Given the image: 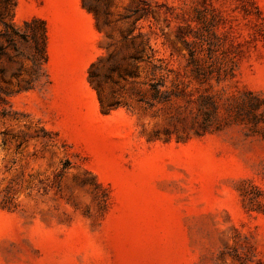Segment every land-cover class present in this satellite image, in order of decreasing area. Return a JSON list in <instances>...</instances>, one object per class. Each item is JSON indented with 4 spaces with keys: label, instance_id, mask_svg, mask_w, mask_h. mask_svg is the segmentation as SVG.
<instances>
[{
    "label": "rangeland",
    "instance_id": "obj_1",
    "mask_svg": "<svg viewBox=\"0 0 264 264\" xmlns=\"http://www.w3.org/2000/svg\"><path fill=\"white\" fill-rule=\"evenodd\" d=\"M81 1L85 76L61 66L54 14L14 9L49 17V79L26 90L30 63L0 59V264H264V0ZM140 32L182 97L151 101L166 72L136 58ZM182 34L220 80L193 77Z\"/></svg>",
    "mask_w": 264,
    "mask_h": 264
},
{
    "label": "trees",
    "instance_id": "obj_2",
    "mask_svg": "<svg viewBox=\"0 0 264 264\" xmlns=\"http://www.w3.org/2000/svg\"><path fill=\"white\" fill-rule=\"evenodd\" d=\"M12 3L13 9L8 16L1 17L2 28H0V59L8 58L12 61L15 59H22L30 63L29 78L24 82L26 90H32L35 88L41 78L49 79L47 73V64L49 60L48 55V26L47 22L40 17H33L23 21V25L19 26L14 21V9L17 6V0H2L4 5ZM138 19H141V9H138ZM137 23V22H136ZM259 27V25H258ZM261 33V28H260ZM188 36L182 34L178 37V40L186 47L189 53V59L187 60V67L190 69L193 77L200 82L209 80L217 75V79H221V73L226 74V62L223 60H217L213 57V48L210 45L207 50L204 42L190 43ZM208 52L206 55L205 52ZM235 52H232V54ZM231 54V55H232ZM233 59L236 55L234 54ZM138 61H142L152 66L153 75L158 71L162 75L161 82L150 83V99L152 102L167 103L171 102L173 98L182 97L184 89L179 90L180 93L174 89H169L166 86L168 73L172 72L167 66L153 64L155 60V51L150 44V40L146 38L143 33L138 34V49L137 56ZM232 60V59H231ZM95 63L92 64L91 69H94ZM18 72H21L19 70ZM0 74L4 75V70H0ZM15 76V75H13ZM91 79L96 77V74L91 71ZM173 86L177 90L180 89V82L173 80ZM7 93L6 95H8ZM5 102L4 98L0 96V104ZM213 109L217 110L216 103H213Z\"/></svg>",
    "mask_w": 264,
    "mask_h": 264
},
{
    "label": "crops",
    "instance_id": "obj_3",
    "mask_svg": "<svg viewBox=\"0 0 264 264\" xmlns=\"http://www.w3.org/2000/svg\"><path fill=\"white\" fill-rule=\"evenodd\" d=\"M34 1L35 6L42 12L54 14L58 25L63 29V39L60 41L62 68L79 67L85 76L92 62L98 57L99 40L91 18L83 11L82 1ZM42 17L49 22V17ZM69 27H72L71 31L68 30Z\"/></svg>",
    "mask_w": 264,
    "mask_h": 264
}]
</instances>
